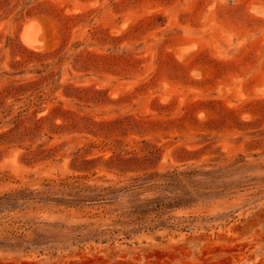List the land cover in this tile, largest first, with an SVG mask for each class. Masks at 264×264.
<instances>
[{
    "label": "rangeland",
    "instance_id": "1",
    "mask_svg": "<svg viewBox=\"0 0 264 264\" xmlns=\"http://www.w3.org/2000/svg\"><path fill=\"white\" fill-rule=\"evenodd\" d=\"M175 168L187 206L38 205L0 264H264V0H0V191Z\"/></svg>",
    "mask_w": 264,
    "mask_h": 264
},
{
    "label": "trees",
    "instance_id": "2",
    "mask_svg": "<svg viewBox=\"0 0 264 264\" xmlns=\"http://www.w3.org/2000/svg\"><path fill=\"white\" fill-rule=\"evenodd\" d=\"M211 173L212 170L202 171L195 168L145 172L132 177L128 184L120 186L109 184L84 187L77 180L65 179L59 185L67 196L49 193V184L46 189L8 188L0 191V249L43 250V246L48 245L47 237L38 231V227L34 226L37 222L28 215L38 205L48 202L71 205L86 201H117L128 195L131 205L124 212V216L142 225L152 213L160 217L165 209L187 206L193 202L194 195L200 191L201 178ZM147 192H152V195L145 196Z\"/></svg>",
    "mask_w": 264,
    "mask_h": 264
},
{
    "label": "bare ground",
    "instance_id": "3",
    "mask_svg": "<svg viewBox=\"0 0 264 264\" xmlns=\"http://www.w3.org/2000/svg\"><path fill=\"white\" fill-rule=\"evenodd\" d=\"M25 27H28V29L31 30V29H30L31 27H30L29 25H28V26H25ZM29 27H30V28H29ZM26 29H27V28H26ZM28 29L25 30V31L22 30L23 32H25V34H26L27 37L30 35V33L32 34L31 31H30V33H29V30H28ZM22 34H24V33H22ZM23 36H24V35H23ZM24 37H25V36H24ZM27 37H25V38H27ZM28 38H29V37H28ZM23 39H24V38H23ZM30 39H31V38H30ZM24 40H25V39H24ZM32 40H33V39H32ZM44 41H45V39H44ZM23 42H24V41H23ZM24 43H25V42H24ZM29 43H30V42H29ZM31 43H32V42H31ZM33 44L35 45V43H33ZM27 45H28V44H27ZM36 49H37V48H36Z\"/></svg>",
    "mask_w": 264,
    "mask_h": 264
}]
</instances>
